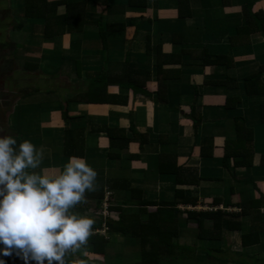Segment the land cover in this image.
<instances>
[{
    "label": "crops",
    "instance_id": "1",
    "mask_svg": "<svg viewBox=\"0 0 264 264\" xmlns=\"http://www.w3.org/2000/svg\"><path fill=\"white\" fill-rule=\"evenodd\" d=\"M10 1L9 13H12V7L18 2L20 8L27 2ZM88 1L90 10L92 6L103 5L111 0ZM129 1H112V19L126 22V28L112 37L111 55L114 60L123 63L129 50L130 67L144 66L155 71V50L161 42L165 52L180 54L181 76L168 82V103L146 95H133L130 90L112 85L107 88L108 93L126 97L122 98L127 100L126 104L78 103L70 106L68 113L72 121L80 127L87 126L83 134H79L82 130L75 134L79 140L77 149L74 148V154L67 156L65 123L57 108L59 100L49 92H54L55 88L64 84L73 86L76 73L75 76L71 75L74 74L72 68H67L66 74L72 78H68V84L66 80H61L55 88L47 80L61 77L63 73L59 71L57 77L46 75L47 80L44 78L42 83L31 82L29 88L35 87L39 91L29 95L22 104L21 99L18 101L21 95L15 96L10 103V110L17 108L19 114L14 122H22L21 126L16 124L13 129L18 131L19 128L22 132L26 128L22 140H30L37 149L43 151L42 164L36 171L43 170L44 174L56 175L62 172L69 157H83L97 172L94 188L86 191L84 199L72 209L75 214L84 216L95 217L96 214L98 217L96 200L89 198L88 192L103 191L106 199L111 198L108 203L112 205H119L131 196L127 193L131 188L136 189V193L143 189V199L147 201L172 193L175 188L173 177L164 176L159 170L162 155H174L177 158L176 166L182 168V172L188 174L191 171L195 174L200 184L193 185L192 192L201 199L196 205L199 210L208 207H204L202 201L212 202L215 198L223 199L219 208L230 212H239L237 206L246 200L263 198L264 201V122L261 121L260 110L264 104V91L249 96L241 93L243 103L234 110L226 108L227 99L234 96L232 91L219 87L224 85L221 82L227 77L236 78L239 83L245 84L251 77L256 78L254 82L264 84V0H188L189 8L186 7L185 16L179 13L181 0H139L132 7ZM254 14L258 15L254 17ZM237 28L239 34L235 32ZM60 39L65 42L64 38ZM85 46L81 47V58L87 62L92 59L88 58L92 49H89L90 46L85 49ZM204 49L210 51V60L213 61L219 55L224 63L233 64L232 68L205 64V59L200 57ZM44 53L45 48L39 59L43 58ZM64 54L68 55V52ZM30 58L24 56L25 60L34 61ZM55 61L48 60L47 67L57 75L60 64ZM154 76L146 87L149 92H154L156 88ZM29 99L34 100L33 106L29 104ZM235 117L247 119L248 126L257 135L253 168L235 166L234 162L244 159L246 150L237 134ZM117 127L126 128L127 136L133 139L138 138L136 135H144L146 143L141 146L140 140L132 139L127 147L121 148L118 141L115 142L113 136L111 138L109 135V130ZM227 146L228 153H234V150L238 152L234 159L231 157L227 165H223ZM203 149L207 152L206 157L201 155ZM202 177L210 180H202ZM249 178H253L256 187L245 183ZM261 209L264 211V204ZM243 220L250 225L248 218ZM259 242L245 252L241 250L246 254L243 256L249 264L261 263L264 233L260 234ZM251 251L255 254L247 255ZM226 262L238 264L230 258Z\"/></svg>",
    "mask_w": 264,
    "mask_h": 264
},
{
    "label": "trees",
    "instance_id": "2",
    "mask_svg": "<svg viewBox=\"0 0 264 264\" xmlns=\"http://www.w3.org/2000/svg\"><path fill=\"white\" fill-rule=\"evenodd\" d=\"M17 1L13 0L15 3ZM112 1L103 4L106 11L113 9ZM137 1L139 0H130L129 6L132 7ZM88 3L89 1L87 0H27L24 3L25 6L21 8L20 15L14 18L15 20L21 18L22 20L15 28L16 30L21 31L26 25L29 29L31 27L35 29L36 25L37 27L40 25V28L44 31L43 36L41 38L37 37L35 40V37L30 34L31 39L38 44L39 42L41 43V40L42 42L54 44L51 49H45L43 58L40 61L33 62L23 59L20 62H24L23 68L27 72H38V74H45L51 77H57L59 73H63L67 78H70V74H66L67 68H73V73H76V80L74 82L70 81L73 83L71 87L74 89L64 84L67 87L64 85L58 86L54 92H49L56 96H59L60 93L57 108L61 112L62 121L65 123L64 138L66 140L65 151L67 156L74 154L77 149L79 140L75 134L81 130L79 134H83V130L87 126L83 125L80 127L72 121V117L68 113L70 106L78 103L126 104L127 100H122V98L126 99V97L108 93L107 88L112 85L130 90L133 95H146L157 101L162 100L166 104L168 103V82L177 80L181 76V55L174 52H165L162 42L155 50V71L144 66L139 68L130 67L131 53L129 50L123 63L116 60L113 61L114 59L110 52L113 50V48L110 49L111 42H113L112 37L125 30L126 22L108 19L103 14L98 19H91ZM18 6L19 2L15 5L16 9L14 7L11 14L15 13V10L18 11ZM186 7L189 8V1L181 0L179 5L180 16H185ZM257 15L254 14V17ZM235 32L239 34V28L235 29ZM71 34H74V37L71 46L67 48L68 55H65L61 48L63 41L60 38L63 39V36L66 38V36H71ZM84 44L87 45L85 49L89 46V49H92V54L88 58L97 59L94 60V64H90L91 61L87 60L86 62L84 58H81L83 51L81 47ZM5 46L7 45H1L2 48H5ZM209 52L207 49L200 52V57L202 56L205 59V64H219L218 66L223 65L227 69L232 68L233 64L224 63V60L219 55L215 56L216 59H213V61L210 60L212 55H209ZM97 55L99 56L97 57ZM48 60H56L60 64L57 69V75L49 71L47 67ZM11 61L15 63L13 60ZM153 74L156 79V88L154 92H149L146 87L148 82L153 79ZM255 80L256 78L250 77L245 84L244 82L239 83L233 77L224 79L221 82L224 85L219 87L223 86L228 91L231 90L234 95L227 99L226 108L230 107L229 109L236 110L237 106L243 103L241 93L249 96L264 91V84L260 85L254 82ZM23 84L27 83L22 82ZM230 84L234 86H229ZM85 85L86 88H84ZM36 90L35 87L30 89L28 86V89L24 90L23 94L33 95ZM67 94L68 96L65 97ZM170 110L174 109L170 108ZM260 110L261 121L264 122V104L261 105ZM6 118L11 129L15 128L16 124L21 126L22 122L11 123L13 118L10 113L6 114ZM234 121L237 134L246 147L243 153L244 159L234 162L235 166L250 167L253 165L252 162L256 154L257 135H255L253 128L248 126L247 119L244 117H235ZM195 125L197 126V123ZM109 135L111 138L113 136L115 142L116 140L118 141L121 148L127 147L133 139L127 136V129L122 127L109 130ZM15 136L18 141H22L25 135L18 128ZM136 137L138 138L133 140H140L141 146L146 143L144 135L139 134ZM237 140L239 141V138ZM228 152L227 146L225 156L222 159L223 165H227V161L231 157L234 159L238 151L234 150V153ZM205 154L207 152L203 149L201 152L202 157H206ZM176 159L174 155H162L159 162L160 173L164 176H172L174 179L175 188L172 193L165 194L164 197L160 195V198L147 201L143 199V189L138 190L139 193H136V189L131 188L127 192L131 196L126 197L121 204L108 205V210L117 213V217L112 213L108 216L102 215L103 205L106 200L103 191L99 193L88 192V197H93L96 200L95 211L98 217H96V214L95 217L88 216L94 220L92 234L88 238L87 243L82 245L80 249L66 253L65 264H116L113 258L104 259V257L107 255L112 257V254L118 250L122 252L121 247L127 246L126 244H131L132 246L130 247L133 248L134 254L138 256V258L134 256L135 260L133 263L131 262L132 264H186L188 260L191 262L203 261L210 264V258L214 257L213 251L217 249L214 248L213 241L217 243L221 241L223 230L233 236L236 235L243 252L260 243V234L264 233V211L261 209L264 204L263 198H260V200H246L240 203L237 206V208L241 209L239 212H230L228 209L219 208L224 201L220 198H215L212 202L202 201L204 207L206 205L208 207L202 210H193L192 207H196L199 199L193 195L192 186L199 185L200 182H197L193 172L190 171L188 174L182 172V168L180 169L176 166ZM205 179L210 180L202 177V180ZM246 181L245 183L256 187L253 178H249ZM110 200L111 198L108 199V201ZM180 206H183L184 210L181 211ZM223 208L228 207L224 206ZM248 217L250 219L249 226L244 224V220H242ZM103 224L108 229L106 231L108 236L103 235ZM188 228L191 231L196 230L195 239L191 244L185 243L181 235L182 231ZM114 235H120L124 239V243L121 246L119 243L120 247L117 250V244L113 241ZM135 246L137 247L136 250ZM219 249L217 250L221 252L222 250ZM241 250L236 253H242V257L236 256V258L232 257L230 260L238 264H249L246 257L243 256L246 254H243ZM87 251L89 256L85 255ZM90 256L92 257L90 258ZM99 256L104 257L102 259ZM71 258H73V261H69ZM3 259L5 264H24L19 257L14 255L3 257ZM260 261V264H264V255ZM125 263L127 262L123 259L119 262V264Z\"/></svg>",
    "mask_w": 264,
    "mask_h": 264
},
{
    "label": "clouds",
    "instance_id": "3",
    "mask_svg": "<svg viewBox=\"0 0 264 264\" xmlns=\"http://www.w3.org/2000/svg\"><path fill=\"white\" fill-rule=\"evenodd\" d=\"M43 158L30 140L0 135V264L13 255L24 264H65L66 253L92 234L94 220L72 209L94 188L97 172L71 156L62 172L47 175L36 171Z\"/></svg>",
    "mask_w": 264,
    "mask_h": 264
},
{
    "label": "rangeland",
    "instance_id": "4",
    "mask_svg": "<svg viewBox=\"0 0 264 264\" xmlns=\"http://www.w3.org/2000/svg\"><path fill=\"white\" fill-rule=\"evenodd\" d=\"M21 1H23V0H21ZM96 1H98V0H96ZM101 1L104 2L105 0H101ZM9 2H11V1L10 0H3L0 2V134L1 135H6V134L15 135L17 133L16 130L11 129L9 127V125L7 123V118H6V114L10 113L11 117L13 118V120L11 119V123H12V122H14V119L16 117H18L19 113H17V111H18L17 108L14 110L13 109L10 110L11 109L10 103L15 98V96L21 95L18 97V101L21 99V104H22V102L24 100L26 101V99H28L27 98L28 95L23 94V91L28 89V86H29L28 84L31 82L39 84V83H42V80H44V78L46 79V75H41L40 73L38 74V72H32V73L27 72V70H25L23 68L24 62L23 63H20V62H22V60L24 59V56H30L31 57L30 59H33L34 61L35 60H41L39 58H40V56H42L43 49L44 48L45 49H51L54 46V44L51 45V44L46 43V42L44 43V42H42V40H41V43H39V44L35 42L37 37L41 38L43 36L44 31L40 28L41 27L40 25H38V27L36 25L35 29L32 27L29 29L26 25V27H24V29H22L21 31L16 30L15 28L18 26L19 22L22 20H21V18L15 20L14 18L16 16L18 17L20 15L21 8H20V6H18V11L15 10V13L13 12V14H11V13H9V11H10ZM14 7H12V8L14 9ZM15 9H16V7H15ZM90 10H91V13H90L91 19H98L100 17V15H102V14L104 16L108 17V19H112V15L110 14L111 11H106L105 7L102 4L90 7ZM61 12H63V11L61 10ZM13 15H14V17H13ZM30 34H32V36L35 37V40L31 39ZM75 36H77V34H75ZM73 37H74V34H71V36L70 35L66 36V38L63 36L64 41H65V42H63L64 44L61 47L63 49V52H65V53L68 52L67 48H69V46H71V42H72ZM2 44L7 45V46H5V48H2L1 47ZM24 48H26V49H24ZM93 57H95V56H93ZM11 60H13L15 63H13ZM94 60H97V59H93V58L90 59L89 60V61H91L90 64H94ZM113 61H115V60H113ZM9 65H12V66H9ZM71 75L75 76V74H71ZM70 78H72V77H70ZM61 80H66L67 83L69 82V79L64 74H62L61 77H58L54 80H47V81H48V84L51 85L52 88H55V87H57L56 85H59L61 83ZM22 82H25L27 84L22 85ZM21 85H22V87H21ZM66 96H68V94ZM56 98H58V99L60 98V93H59V96H57ZM29 104H32V106H33L34 100L29 99ZM25 130H26V128H23L22 132L23 133L27 132ZM180 209H181V211L184 210L183 207H180ZM192 209L193 210H199L197 208V206L192 207ZM202 209H206V208H201L200 210H202ZM239 211H240V208H239ZM110 213L114 214L117 217V213L111 212L110 210L105 211V214L109 215ZM248 221L250 222L249 217H248ZM244 224L247 225V222H244ZM103 226H105V225H103ZM102 230H103V235L108 236V234L106 232L108 229L102 227ZM195 232H196V230L191 231L190 228L184 229L181 233L183 241L185 243H189V244L193 243V240L195 239L194 238ZM222 233H223V235H222V238L220 239L221 241L219 243L213 241L214 248H217V249L220 248L219 250H222V251L219 252L217 249L215 251H213L214 257L210 258L211 259L210 264H227L228 262H226V261L228 258H232V257L235 258V256L242 257V253H236V252H240L238 250H241V246L239 245L240 243L238 242V238L236 237V235L233 236V235L229 234L226 230H223ZM120 238H121L120 235H114V237H113V241H118V242H116V244H117L116 250H117V248H119L122 245V243H124V240L120 239ZM236 242L238 243L237 245H236ZM119 243H120V246H119ZM126 245L127 246L121 247L122 252L118 250V251H116V253L112 254V257H110V255L109 256L107 255L105 257L103 256L104 259L113 258V260L116 261V264H119V262L122 259L124 261L126 260L127 263H125V264H130L131 262L133 263L135 260L134 256H136L137 258H138V256L134 254L133 248L130 247V246H132L131 244H126ZM136 249H137V247L135 246V250ZM129 250H132V251H129ZM85 254L87 256H89L88 251ZM254 254H255L254 251H251L247 255L253 256ZM91 257L92 256H90V258ZM99 257L103 259V257H101V256H99ZM114 258L117 260H115ZM186 264H207V263H205L203 261H199V262L198 261H192L191 262L188 260Z\"/></svg>",
    "mask_w": 264,
    "mask_h": 264
},
{
    "label": "built area",
    "instance_id": "5",
    "mask_svg": "<svg viewBox=\"0 0 264 264\" xmlns=\"http://www.w3.org/2000/svg\"><path fill=\"white\" fill-rule=\"evenodd\" d=\"M103 225H105V224H103ZM106 226V225H105ZM105 226H103L104 228H105Z\"/></svg>",
    "mask_w": 264,
    "mask_h": 264
}]
</instances>
